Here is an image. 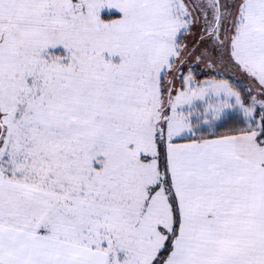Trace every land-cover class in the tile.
<instances>
[{
    "label": "snow or ice",
    "instance_id": "obj_1",
    "mask_svg": "<svg viewBox=\"0 0 264 264\" xmlns=\"http://www.w3.org/2000/svg\"><path fill=\"white\" fill-rule=\"evenodd\" d=\"M0 264H264V0H0Z\"/></svg>",
    "mask_w": 264,
    "mask_h": 264
},
{
    "label": "rangeland",
    "instance_id": "obj_2",
    "mask_svg": "<svg viewBox=\"0 0 264 264\" xmlns=\"http://www.w3.org/2000/svg\"><path fill=\"white\" fill-rule=\"evenodd\" d=\"M206 77H204V76H201V79H205Z\"/></svg>",
    "mask_w": 264,
    "mask_h": 264
}]
</instances>
